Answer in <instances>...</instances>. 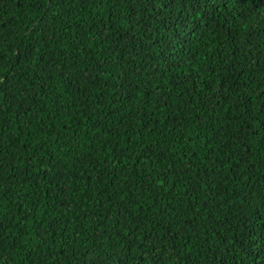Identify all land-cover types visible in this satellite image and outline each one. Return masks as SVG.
Returning <instances> with one entry per match:
<instances>
[{"label": "trees", "instance_id": "trees-1", "mask_svg": "<svg viewBox=\"0 0 264 264\" xmlns=\"http://www.w3.org/2000/svg\"><path fill=\"white\" fill-rule=\"evenodd\" d=\"M166 14L0 0V264H264V4Z\"/></svg>", "mask_w": 264, "mask_h": 264}, {"label": "snow or ice", "instance_id": "snow-or-ice-1", "mask_svg": "<svg viewBox=\"0 0 264 264\" xmlns=\"http://www.w3.org/2000/svg\"><path fill=\"white\" fill-rule=\"evenodd\" d=\"M138 4H143L145 12H148L151 8H156L158 11H160V14L163 16V19L160 20V23L162 25H165L167 27V30L169 32H173V35L177 40H182L186 35H188L191 32H194L198 25H195L191 20H184V19H176L173 21L169 20V16L166 14L169 12V10L173 7V5L176 4V0H136ZM189 3L193 5L201 4V0H188ZM204 3L211 4L212 0H204ZM260 3L264 4V0H260ZM216 6H219V0H216ZM156 17V12H151L147 16L148 21H152ZM3 56L0 54V61H2ZM11 67V66H9ZM3 70V65L0 64V71ZM5 75L7 73H4ZM224 84L227 85V88L224 87V85H217L215 89L209 88V93L212 97H215V104L221 103V98L223 94L231 90V84L228 83L227 80L224 81ZM158 90V89H157ZM261 95H264V92L261 93ZM240 103H244V94L241 93L240 95ZM215 110V107L213 108ZM259 134V133H257ZM245 150V146L241 145V151L243 152ZM161 175H164V173H161Z\"/></svg>", "mask_w": 264, "mask_h": 264}]
</instances>
